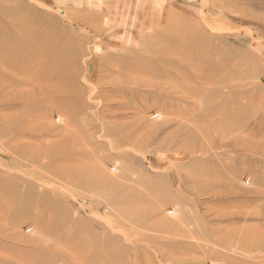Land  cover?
<instances>
[{
  "label": "rangeland",
  "instance_id": "374dc122",
  "mask_svg": "<svg viewBox=\"0 0 264 264\" xmlns=\"http://www.w3.org/2000/svg\"><path fill=\"white\" fill-rule=\"evenodd\" d=\"M0 264H264V0H0Z\"/></svg>",
  "mask_w": 264,
  "mask_h": 264
}]
</instances>
